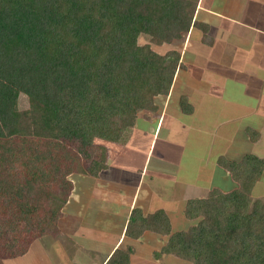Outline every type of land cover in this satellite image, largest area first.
Listing matches in <instances>:
<instances>
[{"label":"trees","instance_id":"1","mask_svg":"<svg viewBox=\"0 0 264 264\" xmlns=\"http://www.w3.org/2000/svg\"><path fill=\"white\" fill-rule=\"evenodd\" d=\"M181 1L0 0V243L13 239L11 248L18 235L26 236L25 246L8 251L10 258L59 232L70 173L97 177L108 167L109 146H98L99 139L116 140L132 129L139 110H157L155 97L170 92L180 52L161 54L138 38L151 34L155 44L179 39L192 25L198 0ZM20 93L29 97L22 110L15 106ZM70 140L79 146L70 149ZM219 162L239 186L188 199L185 216L195 225L173 231L163 210L134 208L125 235L167 237L153 254L157 259L169 254L192 264H264V201L251 198L264 159L247 154ZM134 251L130 244L117 248L105 264H131Z\"/></svg>","mask_w":264,"mask_h":264},{"label":"crops","instance_id":"2","mask_svg":"<svg viewBox=\"0 0 264 264\" xmlns=\"http://www.w3.org/2000/svg\"><path fill=\"white\" fill-rule=\"evenodd\" d=\"M195 9L194 25L181 38L182 73L177 70L170 92L160 95L163 102L158 100L151 117L139 113V122L122 148L110 145L108 167L92 176L94 184L89 180L91 190L85 185L86 191L74 197L71 208L63 207L61 218H74L72 223L65 222L69 223L65 226L68 237L45 240L48 235L41 236L27 253L0 264H105L117 248L125 249L129 244L135 248L131 264H156L142 251L149 248L148 233L135 240L125 235L134 208L140 207L143 213L145 209L167 213V204L179 206L183 199L184 204L191 198H204L214 188L232 191L238 183L219 162L221 157L240 160L250 152L264 159V0H198ZM196 62L207 72L202 76L204 84L199 87L188 79L190 84L184 85ZM226 83L235 87L221 92ZM177 85L187 98L186 107L179 104ZM237 89L243 98L234 96ZM169 120L184 123L183 137L189 144L170 138L169 130L164 129L165 123L170 126ZM252 131L258 136L255 139ZM159 140L170 141L172 146L159 145ZM187 147L195 150V155L189 153L194 164L191 175L185 173L180 158ZM221 174L220 181L216 178ZM225 174L234 185L223 187L228 179ZM114 204L121 207L114 210L110 207ZM144 236L149 238L146 245L142 243Z\"/></svg>","mask_w":264,"mask_h":264},{"label":"rangeland","instance_id":"3","mask_svg":"<svg viewBox=\"0 0 264 264\" xmlns=\"http://www.w3.org/2000/svg\"><path fill=\"white\" fill-rule=\"evenodd\" d=\"M191 0H189L188 2L186 1V0H183V1H181V4L183 3V6H187L188 4L189 5H191V3H192V1L190 2ZM188 3V4H187ZM182 6V7H183ZM190 7V6H189ZM191 9H192V7H190ZM195 13H196V9H195V11H194V15H195ZM193 19H194V17H193ZM198 20L200 19V18H197ZM194 25V22H193V20H192V25H191V27ZM195 25H197V24H195ZM191 27L189 28V30L191 29ZM197 28H199L200 30H199V32H202V30H201V28L200 27H197ZM186 32H188V31H183L182 32V36L179 38V39H174L172 42H164L163 44H155V43H153V35H151V34H147V33H142V34H140L139 35V38H138V42L140 43V44H143V43H150V44H152V47L156 50V51H158V52H160L161 54H165L167 51H171V50H177V51H179L180 52V54H181V51H182V48H181V42H182V40H181V38H184V35L186 34ZM203 33V32H202ZM173 42H175V43H173ZM187 47V46H186ZM185 47V48H186ZM188 49V48H187ZM199 60V59H198ZM201 62H199V64L196 62L194 65H192L191 67H190V72H189V74L190 75H186V79L184 80V85H188V84H190V83H192V82H195L196 84H200V83H203L204 84V81H203V78H202V76L204 75V73L206 74L207 72L205 71V69L202 67V65L200 64ZM184 66H185V64H182L181 63V65L179 66V68H177V70H179V69H181V71H180V73H182V68L184 69ZM177 72V71H176ZM188 79L190 80V83H188ZM228 79V78H227ZM199 87H202V86H200L199 85ZM235 87V86H234ZM234 87H232V86H229L227 83H226V86L225 87H221V92H222V90H225L226 89V91H232L233 90V88ZM237 92H239V90L237 89L234 93H235V97H237V98H239V97H241L242 96V94L241 95H239ZM183 93V89H182V87L180 86V85H177V88H176V91H175V94H177L178 96H180L181 98H180V100H179V104H181V103H183L182 101H183V99H184V101H186L185 103H187L188 101H187V98H185V95L184 94H182ZM182 97H184V98H182ZM29 97H28V95L27 94H24V93H20L18 96H17V98H16V100H15V106L16 107H18V109H26V108H28L29 107V99H28ZM164 98V96H158V97H155V99H154V103H155V105H156V107L158 108V106H157V102H158V100H159V102H163L162 101V99ZM242 98H243V96H242ZM179 104H175V106H177V105H179ZM159 105V104H158ZM163 107H165V106H163ZM171 108H173L174 107V105H171L170 106ZM161 110V109H160ZM146 111V112H145ZM156 111V110H155ZM155 111H153V110H150V109H142V110H139L138 112L139 113H145L146 115H148L149 117H151V114L153 113V112H155ZM163 111V110H162ZM161 111V112H162ZM160 112V111H159ZM159 112L157 113V114H155V115H159ZM175 112V111H174ZM139 113H138V115H137V117H136V119H135V124H137V122H139ZM166 112L165 111H163V114H165ZM184 113L186 114V112L184 111ZM180 119H182V118H180ZM170 121L171 120H169L168 122L170 123ZM184 123L183 122H181V121H179V120H172L171 121V123H170V126H167L166 125V123H165V127H164V129H167V130H169V135H170V138L171 139H173V140H176V141H178V142H181V143H184V144H189V142H185V138L183 137V130H184V128L185 127H183L182 125H183ZM131 128H127L126 129V131H125V129L123 130V132H122V136H120V137H118L116 140L115 139H109V140H107L106 139V137H104V138H100L99 139V141H98V146H105V145H103L102 143H107V144H109L108 146V148H107V150H108V159H109V161H110V158H109V154H111V148H110V145H114V146H117V148H122V146H123V144L127 141V138H129L130 136H131V134H132V131L130 130ZM114 137V136H113ZM256 137H258V136H256ZM260 138V137H259ZM259 138L256 140V142L259 140ZM189 141H190V139H189ZM66 142V141H65ZM67 143V145H68V147L70 148V149H76L78 146H79V144H78V142H75V141H68V142H66ZM196 143V140L194 139V143H193V147L196 145L195 144ZM160 144H162V145H170V146H172L171 145V142L170 141H168V143H166L165 141H162V140H159V145ZM195 144V145H194ZM243 144V143H242ZM158 145V146H159ZM140 146V145H139ZM138 149H139V147H138ZM216 151L218 150V151H221L222 152V154H225L221 149H220V147H218V146H215V148H214ZM122 151V150H121ZM183 152H182V157H180V158H182V164H183V166L185 167V173H189L188 175H191V174H193V173H191V171H192V169H193V160L190 158V155H189V153H191V154H193V155H195L194 154V149L193 150H190L188 147L187 148H183V150H182ZM116 152V151H115ZM121 154H122V152H120V153H118L117 154V156H121ZM239 154H241V153H239ZM245 155L246 154H253V153H250V152H246V153H244ZM253 155H255V154H253ZM241 155H239V157H240ZM222 159H224V157H221ZM155 158L153 157L152 158V161L154 160ZM195 159V158H194ZM230 160V159H229ZM238 161V160H237ZM220 173H224V171H220ZM194 175H196V174H194ZM194 175H193V177H194ZM226 175V177H228V179H226V180H224V182H225V184H223V187H228V186H231L232 184L234 185V183L233 182H231V181H233L231 178H230V176H228L227 174H225ZM220 176V177H219ZM104 177H106V175H104ZM220 179V181L223 179V176H222V174L221 175H218V177L216 178V179ZM67 179L72 183V190H71V193H70V195H69V198H68V204L69 205H66L65 204V208H67V209H69V208H71V205L73 204V201L75 200L74 199V197H76V195H79L82 191H84V189L86 188V186L85 185H87V188H89L88 190L90 191L91 190V186H92V183L94 184V178L91 176V175H88V174H82V173H78L77 171H75V172H72V173H70L69 175H68V177H67ZM90 179H92L91 180V182L89 181ZM90 183V184H89ZM237 187L239 186V185H236ZM236 187V188H237ZM96 188V187H95ZM220 190V189H219ZM85 191H86V189H85ZM93 192H97V189H93ZM206 192L207 191H205V194H203V195H206ZM180 198H181V196H180ZM251 198H252V200H256V199H262L263 201H264V173L261 175V177H260V179L256 182V184L254 185V187H253V189H252V193H251ZM184 200V199H183ZM183 200L182 201H179V203H180V205L178 206V205H175V206H169V204H167L166 206H167V213H166V215L168 216V218H169V220H170V222H171V225H172V229H173V231H176V230H182V229H188L190 226H192V225H195L196 224V221L197 220H193V219H188L186 216H185V207H186V201H185V203L183 204ZM75 202V201H74ZM107 205H109V201H107ZM135 205V204H134ZM137 205V204H136ZM169 206V207H168ZM110 207H112V208H114V210H118V208H120L121 206H118V205H115L114 204V206H110ZM140 208V207H139ZM141 209V208H140ZM43 211V210H42ZM2 211L0 210V215L2 214L1 213ZM62 212H63V210H62ZM148 212H150V211H148L147 209H145V212L144 213H148ZM40 213H42V212H40ZM66 213H68V211L66 212ZM2 216H3V214H2ZM116 216V215H115ZM62 219V220H61ZM67 220H68V222L70 221L71 223L72 222H74V221H72V220H74V218L72 217V216H69V217H66V218H63V216H62V218H60L59 219V223H58V227H59V232L57 233V234H49L47 237H45L44 239L45 240H51L52 239V237H54L55 239L57 238L58 239V236H59V238H61V237H63V238H65L66 236L68 237V234H67V232L65 231V226H66V228H68V225H69V223L67 224V223H65V222H67ZM77 224H79V221H77L76 222ZM72 226H75L74 224H72ZM145 233H148L149 235H150V237H151V240H148L149 238H147V237H145L144 236V238H142V239H144L143 241H142V243H143V245H146V240H148V242H150L149 244H147V247H149V248H143V250L142 251H145V254H146V258L147 259H149V260H151V261H155V262H157L158 264H171V263H179V264H192V262L191 261H188V260H185V259H182V258H178V257H175V256H173V255H169V254H165V255H163L161 258H159V259H157V257L156 258H154V256H153V254H154V252L155 251H158L165 243H166V240H167V237H165V236H162V235H160V234H156V233H154V232H151V231H146ZM19 237H20V240L19 241H17L18 243H16V246H14V247H9V245H10V242H12V240H10V238H8V239H4L3 241H1L2 243H0V263L2 262V261H6V262H8V258H10L9 257V255H8V251L9 250H13V249H16V248H18V247H20V246H25V244H26V242H23L25 239H26V236L24 235V234H20V235H18ZM52 236V237H51ZM10 237V236H9ZM152 237H155V240H156V242H154V239H152ZM13 238H15V236L13 237ZM39 238V237H38ZM37 238V239H38ZM40 238H42L41 236H40ZM36 240V239H35ZM33 243H34V240L32 241V242H30V245H29V248L28 249H30L31 248V246L33 245ZM145 243V244H144ZM6 250H7V252H6ZM141 251V252H142ZM148 254V255H147ZM30 257L31 258H33V255H30ZM138 261V260H137ZM25 262H28V260H26ZM156 263V264H157ZM135 264H137L136 262H135ZM141 264H143V262L141 263ZM144 264H148V263H144Z\"/></svg>","mask_w":264,"mask_h":264}]
</instances>
